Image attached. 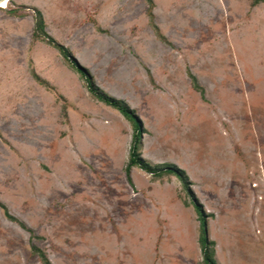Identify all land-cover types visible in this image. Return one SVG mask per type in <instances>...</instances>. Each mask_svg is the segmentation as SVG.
<instances>
[{
	"label": "rangeland",
	"instance_id": "rangeland-1",
	"mask_svg": "<svg viewBox=\"0 0 264 264\" xmlns=\"http://www.w3.org/2000/svg\"><path fill=\"white\" fill-rule=\"evenodd\" d=\"M252 1L152 0L169 45L145 0L0 8V203L31 231L0 209V264H41L32 245L51 264H202L180 182L137 168L127 181L131 124L32 40L33 8L96 86L135 112L141 157L185 171L211 215L216 262L264 264V1Z\"/></svg>",
	"mask_w": 264,
	"mask_h": 264
},
{
	"label": "trees",
	"instance_id": "trees-1",
	"mask_svg": "<svg viewBox=\"0 0 264 264\" xmlns=\"http://www.w3.org/2000/svg\"><path fill=\"white\" fill-rule=\"evenodd\" d=\"M147 3L146 15L149 20V24L158 40L163 43L170 44L166 40V38L160 33L158 27L153 23V13L152 9L154 7L152 0H145ZM264 0H253L251 5L256 6L263 2ZM24 8V7H22ZM33 12V32H32V40L34 42L39 41L45 43L49 47L55 49L66 64L78 74L79 78L82 80L84 87L88 94L95 100L111 109H114L119 114H121L132 126V135L129 143L128 154H127V162L124 167V174L129 183H131L130 172L132 168H137L142 170L144 173L151 176L152 179H158L164 175H172L174 176L181 184L182 190L184 191L186 197L188 198V203L194 208L195 213L197 214L198 222H199V248L201 254V262L202 264H218L214 257V242L209 240L207 236V218L211 215H208L204 212L202 205L197 201L195 196L193 195L190 189V180L186 175L185 171L178 168L174 164L164 163L158 165H150L141 157V148H142V135L145 133L139 119L137 118L135 112L122 100L115 99L101 90L96 86L93 77L88 72L87 69L80 66L76 59L71 55L69 50L63 45L56 42L49 34H47L45 30V23L43 20V16L41 12L35 8L31 9ZM11 16L22 17L21 13L17 12V9L10 10L8 12ZM32 78L39 85L49 88L48 84L44 82L38 75H36L33 71L31 72ZM187 75L191 81L192 88L199 92L200 95L203 96V89L197 83L196 78L189 72ZM187 203V204H188ZM0 209L3 211L4 216L7 220L16 223L20 228L26 230L28 233H31L30 230L26 229V227L18 222L15 217L11 216L6 207L0 203ZM31 252L37 256L39 262L41 264H51V262L47 259L46 255L43 251L35 247L31 246Z\"/></svg>",
	"mask_w": 264,
	"mask_h": 264
},
{
	"label": "bare ground",
	"instance_id": "bare-ground-1",
	"mask_svg": "<svg viewBox=\"0 0 264 264\" xmlns=\"http://www.w3.org/2000/svg\"><path fill=\"white\" fill-rule=\"evenodd\" d=\"M7 4V1H4L1 5H0V8H4Z\"/></svg>",
	"mask_w": 264,
	"mask_h": 264
},
{
	"label": "water",
	"instance_id": "water-1",
	"mask_svg": "<svg viewBox=\"0 0 264 264\" xmlns=\"http://www.w3.org/2000/svg\"><path fill=\"white\" fill-rule=\"evenodd\" d=\"M4 1H9V0H0V5H1Z\"/></svg>",
	"mask_w": 264,
	"mask_h": 264
}]
</instances>
